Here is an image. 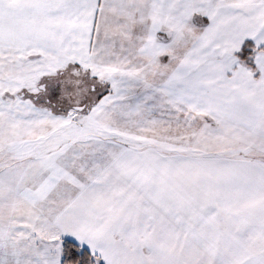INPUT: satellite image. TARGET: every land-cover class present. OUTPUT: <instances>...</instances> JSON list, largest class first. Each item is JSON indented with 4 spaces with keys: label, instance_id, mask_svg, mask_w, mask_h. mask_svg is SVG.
I'll list each match as a JSON object with an SVG mask.
<instances>
[{
    "label": "snow or ice",
    "instance_id": "obj_1",
    "mask_svg": "<svg viewBox=\"0 0 264 264\" xmlns=\"http://www.w3.org/2000/svg\"><path fill=\"white\" fill-rule=\"evenodd\" d=\"M0 264H264V0H0Z\"/></svg>",
    "mask_w": 264,
    "mask_h": 264
}]
</instances>
